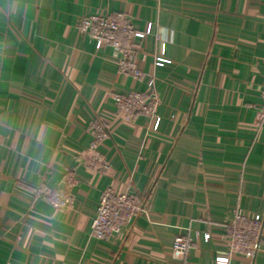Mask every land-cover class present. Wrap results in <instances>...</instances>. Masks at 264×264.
Masks as SVG:
<instances>
[{"label":"crops","instance_id":"0c3cea01","mask_svg":"<svg viewBox=\"0 0 264 264\" xmlns=\"http://www.w3.org/2000/svg\"><path fill=\"white\" fill-rule=\"evenodd\" d=\"M123 12L137 30L144 74L117 64L78 26L83 15ZM165 49L171 60L155 65ZM160 97L156 118L126 120L114 94ZM264 0H0V264H264L229 256L236 212L264 217ZM110 136L98 152L108 170L81 158L91 122ZM89 159V157H88ZM79 179L75 202L56 208L39 185ZM105 189L147 200L126 233L91 232ZM197 240L174 258L176 236Z\"/></svg>","mask_w":264,"mask_h":264},{"label":"built area","instance_id":"2783aa9c","mask_svg":"<svg viewBox=\"0 0 264 264\" xmlns=\"http://www.w3.org/2000/svg\"><path fill=\"white\" fill-rule=\"evenodd\" d=\"M78 26L85 36L95 40L99 46L110 47L117 51V64L121 72L131 74L135 78L143 76L144 72L139 66L134 50L135 39L151 33V23L144 31L137 30L134 24L125 18L123 12H114L109 15H83L78 20ZM170 62L171 60L165 56L164 48L155 55V65L159 68ZM150 85L152 86L150 92L134 89L122 94H114L112 98L126 120H131L138 112H142L156 118L154 127L157 129L160 123L157 111L161 101L155 81L151 80ZM262 98L264 112V90ZM89 130L92 141L83 151L81 158L89 169L108 170L110 165L98 149L110 136V127L103 119H95L91 122ZM64 181L66 183L64 188H51L43 183L36 191L47 197L56 208L69 209L75 202L74 190L79 179L72 173H67ZM148 212L147 200L133 196L129 192L115 194L112 189H105L100 197L97 213L91 220V232L99 239L126 233L138 218L147 215ZM263 228L264 217L261 214L247 215L238 210L227 229L230 241L229 256L240 254L254 258L261 248ZM196 244L197 240L191 236H176L173 242L174 258L184 259ZM216 264H231V260L230 258L218 260Z\"/></svg>","mask_w":264,"mask_h":264}]
</instances>
